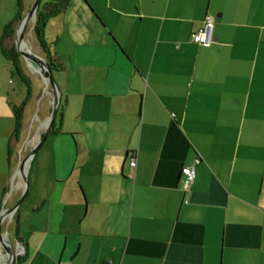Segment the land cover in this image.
<instances>
[{
	"label": "crops",
	"instance_id": "crops-1",
	"mask_svg": "<svg viewBox=\"0 0 264 264\" xmlns=\"http://www.w3.org/2000/svg\"><path fill=\"white\" fill-rule=\"evenodd\" d=\"M25 12V0H0L2 49ZM205 17L207 47L191 41ZM49 20L59 117L0 226L16 264H264V0H68ZM0 56L9 147L22 118L15 134L14 71ZM13 182L5 210L23 190Z\"/></svg>",
	"mask_w": 264,
	"mask_h": 264
},
{
	"label": "rangeland",
	"instance_id": "rangeland-1",
	"mask_svg": "<svg viewBox=\"0 0 264 264\" xmlns=\"http://www.w3.org/2000/svg\"><path fill=\"white\" fill-rule=\"evenodd\" d=\"M44 3V0L41 1V6ZM29 0H25V8H29ZM41 8V7H40ZM25 14V13H24ZM52 20H49L47 23H43V33L45 43L48 45V47L51 50V53L53 54L52 49L54 47L51 46L55 42V35L50 32V24ZM33 24L29 26V28H32ZM31 30V31H30ZM59 36L61 35V31H58ZM35 33L33 32V29H29L28 33L25 35V43L28 44V46L31 47V51L34 54H42L38 53L37 50V40L34 37ZM69 36L64 34L63 37H61L60 42L57 47V51L64 52L67 49V41ZM14 47L13 40H10L8 43V48ZM52 48V49H51ZM54 50V49H53ZM64 50V51H63ZM44 54V53H43ZM61 58H63V54H60ZM1 57V56H0ZM1 59V58H0ZM3 61V60H1ZM22 67L24 68V73L26 74L25 76L28 77V79L31 82L30 86V97L28 101H26L27 97V88L26 85L21 83L18 77L16 76L15 72H12L13 74L11 75V84H8V81L10 77L8 75L7 77V89L10 92V102L14 105H16L17 109L22 106L23 103H25V108L23 111L22 116V128L20 131V142L18 143H13L12 146L6 147V142L5 144H0V212L4 209V207H7L8 204V199L9 196L13 193V186L14 182L13 180L16 179V182L21 183V178H15V175L13 174L18 167V163L29 153V151L32 149L34 142H31L32 144L30 146L26 145L27 141H31L33 139L35 129L39 127L40 122H43L47 116L50 114L51 110V91L49 86L44 90V86L41 83L39 79H37L35 76H33L28 69L25 67L24 63L20 60ZM6 65V63H5ZM8 67H10V63L7 64ZM55 83H56V75L52 73L51 76ZM6 81V80H5ZM57 85V83H56ZM19 106V107H18ZM23 107V106H22ZM57 119L59 117V113L57 116H55ZM43 129L41 134L43 133ZM40 134V136H41ZM39 136V138H40ZM2 145V146H1ZM4 147V148H3ZM46 147V146H45ZM45 149V148H44ZM43 150V148H42ZM9 157V167L7 164V160ZM3 190V194H2ZM22 189L20 188L19 192ZM2 194V195H1ZM20 193H18L17 197L14 198L12 204L18 200V196ZM30 196V195H29ZM31 197V196H30ZM30 198L25 200L23 205H27L28 201ZM12 231V228L10 229ZM12 241V238H11Z\"/></svg>",
	"mask_w": 264,
	"mask_h": 264
},
{
	"label": "water",
	"instance_id": "water-1",
	"mask_svg": "<svg viewBox=\"0 0 264 264\" xmlns=\"http://www.w3.org/2000/svg\"><path fill=\"white\" fill-rule=\"evenodd\" d=\"M40 1L41 0H34L31 6L26 10L25 14L21 17L20 21L17 22V25L12 35L13 41H14L13 49L15 50L16 55L18 56L19 60H21L22 63H24L28 71L33 76H35L37 79H39L44 87L49 86L50 91H51V103H50L51 110H50L49 116H47V118L44 120L45 122L44 127H43L44 131L41 134L40 138L36 142H34L33 147L29 151V153L25 155V157L18 163V167L16 169H18L21 175V183L23 184V190L20 195V198L18 199V201L16 202L14 206L7 210L4 209L1 212L0 226L2 222L5 220V218L11 215L16 210V208H18V206L20 205V203L25 197L24 195L26 194L27 187H28V183H27L28 169L27 168H29V164L33 158V155H35V153L41 146L42 142H44L46 137L50 134L53 128V123H54L57 109L59 106L58 104L59 103V91H57L58 90L57 85L54 79L51 77L52 72L49 69L48 64H46L47 61L44 58L34 54L31 50H29V48L24 50L22 47V45L25 46L24 37L28 33L29 25H30L29 23L30 22L35 23L36 21V14H37V9L39 7ZM33 27L34 25L32 26L31 29H33ZM26 165H27V168H26V172L24 173L23 168H25ZM0 250H1L0 256H5L7 258L8 260L7 264H16L15 262L16 257H17L16 252L14 251L11 244H9V242L2 240L1 235H0Z\"/></svg>",
	"mask_w": 264,
	"mask_h": 264
},
{
	"label": "trees",
	"instance_id": "trees-1",
	"mask_svg": "<svg viewBox=\"0 0 264 264\" xmlns=\"http://www.w3.org/2000/svg\"><path fill=\"white\" fill-rule=\"evenodd\" d=\"M42 1V0H41ZM40 1V3H41ZM68 4V0H48V2L44 3L41 8L38 7L37 9V14H36V21L34 23V27H33V32L35 33V38L39 44V47L41 48L40 50L42 52H44V54L46 55V61L49 66V69L52 72V65L50 64V58H49V54H48V47L47 45L44 43L43 40V23L46 21L47 18L49 17H53L59 13L62 12V10H64L66 8ZM40 6V4H39ZM21 15L17 16L14 22H11L10 25L7 26V28L5 29L4 33H3V38H8L11 37V35L13 34V26H15V24L17 22L20 21L21 19ZM1 43V41H0ZM1 53L2 55L11 62V66L13 68V71L16 73V76L19 78V80L21 81V83L26 85V90H27V97H26V101L29 99L30 97V87H29V82L27 79H25L23 76H21V73L19 72L18 69V62H19V58L16 55L15 50H13V48H10V50H5L2 49V47H0ZM25 103L22 104V106ZM21 108H18L14 111V116H15V134H17L19 132V128L21 127ZM18 110V111H17ZM55 123L53 124V128L50 132V134H53L55 131Z\"/></svg>",
	"mask_w": 264,
	"mask_h": 264
},
{
	"label": "built area",
	"instance_id": "built-area-1",
	"mask_svg": "<svg viewBox=\"0 0 264 264\" xmlns=\"http://www.w3.org/2000/svg\"><path fill=\"white\" fill-rule=\"evenodd\" d=\"M213 21L210 17H205L201 29L191 35L192 43L199 46H209L213 42ZM134 158L130 159V166H135ZM198 160L194 163L197 164ZM195 165L182 167L180 170V176H182V190L188 192L190 185L195 178Z\"/></svg>",
	"mask_w": 264,
	"mask_h": 264
},
{
	"label": "bare ground",
	"instance_id": "bare-ground-1",
	"mask_svg": "<svg viewBox=\"0 0 264 264\" xmlns=\"http://www.w3.org/2000/svg\"><path fill=\"white\" fill-rule=\"evenodd\" d=\"M31 23H33V22H30L29 24L31 25ZM30 25H29V26H30ZM22 47H23L24 50H26V49H28V48H29V50H30V47L28 46L27 43H25V46L22 45ZM46 88H47V87H46ZM44 124H45V122H43V123L41 124V126L37 129V133H36L37 135H36V137L34 138V142H36V141L38 140V136H39V133H38V132L40 131L39 129H41V128L44 129V128H43V127H44ZM26 168H27V165L25 166V168H23L24 173L26 172ZM20 178H21V175H20ZM22 185H23V184H22ZM10 217H11V215H9L8 217H6V220H7V219H10Z\"/></svg>",
	"mask_w": 264,
	"mask_h": 264
},
{
	"label": "flooded vegetation",
	"instance_id": "flooded-vegetation-1",
	"mask_svg": "<svg viewBox=\"0 0 264 264\" xmlns=\"http://www.w3.org/2000/svg\"><path fill=\"white\" fill-rule=\"evenodd\" d=\"M16 24H17V23H16ZM15 27H16V25L14 26V29H15ZM13 32H14V31H13ZM12 35H13V34H12ZM12 38H13V37L11 36V37H10V40H13Z\"/></svg>",
	"mask_w": 264,
	"mask_h": 264
}]
</instances>
